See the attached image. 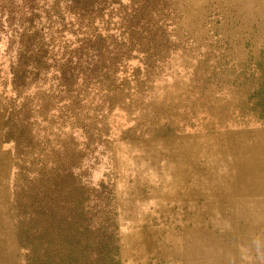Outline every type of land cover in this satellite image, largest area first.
Masks as SVG:
<instances>
[{
    "label": "rangeland",
    "instance_id": "1",
    "mask_svg": "<svg viewBox=\"0 0 264 264\" xmlns=\"http://www.w3.org/2000/svg\"><path fill=\"white\" fill-rule=\"evenodd\" d=\"M78 1L0 0V264L52 168L115 264H264V0Z\"/></svg>",
    "mask_w": 264,
    "mask_h": 264
},
{
    "label": "trees",
    "instance_id": "2",
    "mask_svg": "<svg viewBox=\"0 0 264 264\" xmlns=\"http://www.w3.org/2000/svg\"><path fill=\"white\" fill-rule=\"evenodd\" d=\"M70 173V168H52L31 181L26 196L30 211L21 230L26 264H115L116 248L107 228L93 232L83 224L87 213Z\"/></svg>",
    "mask_w": 264,
    "mask_h": 264
}]
</instances>
